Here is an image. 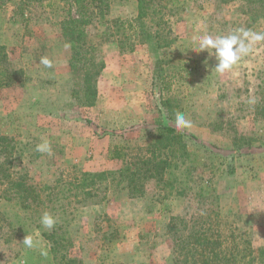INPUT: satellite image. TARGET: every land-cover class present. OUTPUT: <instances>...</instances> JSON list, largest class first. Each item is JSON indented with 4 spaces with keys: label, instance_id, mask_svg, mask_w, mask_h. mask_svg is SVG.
<instances>
[{
    "label": "rangeland",
    "instance_id": "obj_1",
    "mask_svg": "<svg viewBox=\"0 0 264 264\" xmlns=\"http://www.w3.org/2000/svg\"><path fill=\"white\" fill-rule=\"evenodd\" d=\"M53 1L32 3L24 7V19H13L18 0H0V43L10 67L21 70L12 84L0 87V138L9 142L11 171L25 173L34 185L57 187L75 169L117 172L137 165L136 158H150L157 127H175V113L181 111L192 121L184 132L194 136L184 140L186 165L193 160L200 177L193 183L179 175L182 186L191 189L165 200L156 199L151 181L143 196L108 181L90 198L69 195L64 201L70 202L65 218L72 216L66 228L70 256L77 264H174L170 218L213 215L212 199L218 205L219 230L243 233L252 247H264V41L223 74L214 69L216 59L194 43L203 29L213 35L238 27L264 32L260 7L256 13L248 0H182L183 9L171 14L165 48L137 44L121 51L116 42L101 43L105 67L97 79L96 100L92 106H77L71 97L70 47L58 25L60 0L46 5ZM136 15L137 1L122 0L111 5L106 19ZM44 56L53 61L52 68L38 63ZM43 139L51 144V156L35 151ZM236 141L242 144L237 152ZM116 145L127 148L123 160L109 157ZM228 165L234 168L231 174ZM71 183L77 182L72 178ZM197 184L211 189L214 197L198 205L191 195ZM0 208L16 220L13 206ZM15 227L20 232L12 241L0 238V264H55L50 247L45 258L38 248L25 249L21 243L40 229L42 243L50 246L43 236L49 230L40 223Z\"/></svg>",
    "mask_w": 264,
    "mask_h": 264
},
{
    "label": "trees",
    "instance_id": "obj_2",
    "mask_svg": "<svg viewBox=\"0 0 264 264\" xmlns=\"http://www.w3.org/2000/svg\"><path fill=\"white\" fill-rule=\"evenodd\" d=\"M115 1L122 0H60L58 25L63 42L70 47L68 67L72 80L71 97L77 106H92L96 100L97 79L105 67L99 51L101 43L116 42L121 51L131 50L137 44H149L153 49L165 48L170 43L172 33L170 17L183 9L182 0H136L135 17L106 19ZM230 1L221 0L223 3ZM42 2L18 0L13 19H17L18 15L24 19V7ZM47 3L48 7H52L56 0ZM247 3L254 5L252 11L264 12V0H248ZM94 38L98 41L92 42ZM20 74L21 70L10 67L5 47L0 43V87L12 84ZM186 138L194 136L184 131L177 132L172 126L160 125L150 146L152 149L148 150L150 158H136L139 161L137 165L128 164L117 172L88 173L75 169L72 178L77 183L74 187L72 178L68 182L60 181L57 187L55 184L34 185L28 181L25 173L12 172L9 142L0 138V206L11 205L16 210V220H13L0 208V238L4 242L12 241L20 232V228L15 227L16 223L20 227L38 226L41 214L47 211L57 220L53 229L43 233L49 242L54 263H79L67 251L72 239L66 228L72 216L65 218L70 202L64 200L69 195L73 198L80 194L82 198L95 196L97 191L104 189L102 184L105 181L121 184L122 189H128L131 194L138 196L144 195L146 183L151 181L157 190L158 200L185 196L191 188L182 186L179 175H185L187 181L193 183L200 178L194 174L196 165L193 160V164L189 162L190 166L186 165L189 157L184 142ZM233 145L236 152L242 147L237 141ZM126 151L125 145H116L109 150V157L123 160ZM233 170V166L228 165L227 172L231 174ZM196 187L197 190L191 195L197 199L198 205L204 198L214 197L212 190L203 184H197ZM210 205L209 210L213 215L208 213L205 218L193 214H189L188 218H170V233L175 237L177 253L174 264H264V247H252L243 233L219 230L218 205L214 199ZM113 236L114 231L111 232V238Z\"/></svg>",
    "mask_w": 264,
    "mask_h": 264
},
{
    "label": "clouds",
    "instance_id": "obj_3",
    "mask_svg": "<svg viewBox=\"0 0 264 264\" xmlns=\"http://www.w3.org/2000/svg\"><path fill=\"white\" fill-rule=\"evenodd\" d=\"M204 34L196 37L194 43L196 49L207 51L209 56H213L217 63L214 67L217 73L223 74L230 72L234 66L239 64L245 56L250 55L255 45L264 41V32H255L251 29L238 27L230 30L227 34L209 33L203 29ZM68 47L69 45H65ZM39 64L44 68H52L53 61L44 56L39 59ZM255 103V101H250ZM175 128L177 132H182L185 129L192 127V121L186 118L185 114L181 111L175 113ZM35 151L51 156L53 154L50 142L43 139L41 143L35 145ZM39 223L45 230H51L55 227L57 220L49 212L44 211L40 218ZM42 235L40 229H35L32 233L24 236L22 245L25 249H39V254L47 258L49 255L48 247L42 243Z\"/></svg>",
    "mask_w": 264,
    "mask_h": 264
}]
</instances>
